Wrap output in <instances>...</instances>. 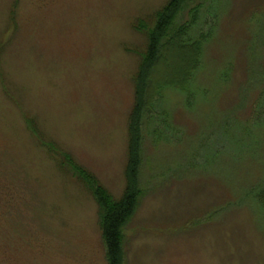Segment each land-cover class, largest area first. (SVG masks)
<instances>
[{"label":"rangeland","instance_id":"rangeland-1","mask_svg":"<svg viewBox=\"0 0 264 264\" xmlns=\"http://www.w3.org/2000/svg\"><path fill=\"white\" fill-rule=\"evenodd\" d=\"M168 1L0 0V264H108L67 162L123 194L134 77ZM196 7L185 38L211 33L188 89L167 87L177 52L151 75L121 264H264V0H186L173 26Z\"/></svg>","mask_w":264,"mask_h":264},{"label":"trees","instance_id":"trees-1","mask_svg":"<svg viewBox=\"0 0 264 264\" xmlns=\"http://www.w3.org/2000/svg\"><path fill=\"white\" fill-rule=\"evenodd\" d=\"M185 1L169 0L161 10L155 13L154 27L147 32V50L141 56L139 68L134 77L135 95L128 125L126 187L121 197L114 198L92 175L81 167H78L70 159L67 162L72 172L84 183L97 203L100 230L108 264H121L123 228L127 220L132 216L137 197L140 194L138 176L142 163L141 123L144 114L150 109L151 103L149 104L148 88L152 85V72L155 66L162 62L163 53L177 52L182 54L186 60L185 65L179 68L178 74L175 76L178 80L167 87L179 88V90L186 91L190 81L189 78H192L194 72L190 70L192 68L187 64L189 63L191 66L194 63L196 69L199 67L203 44L210 38L211 31L205 34L200 33L194 40L185 38L186 30L194 24V13H197L198 7L192 10V19L188 23L177 28L173 26V21ZM135 28L136 30H144V25L138 22ZM158 89L159 86H157L156 90ZM252 196L253 199L264 207V190L255 194L253 193Z\"/></svg>","mask_w":264,"mask_h":264}]
</instances>
